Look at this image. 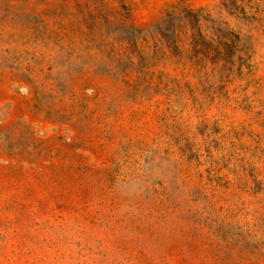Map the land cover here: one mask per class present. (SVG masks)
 Returning a JSON list of instances; mask_svg holds the SVG:
<instances>
[{
  "label": "rangeland",
  "instance_id": "rangeland-1",
  "mask_svg": "<svg viewBox=\"0 0 264 264\" xmlns=\"http://www.w3.org/2000/svg\"><path fill=\"white\" fill-rule=\"evenodd\" d=\"M0 264H264V0H0Z\"/></svg>",
  "mask_w": 264,
  "mask_h": 264
}]
</instances>
